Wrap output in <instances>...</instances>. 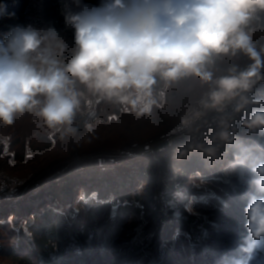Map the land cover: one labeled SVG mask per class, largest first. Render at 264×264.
Masks as SVG:
<instances>
[{
    "label": "clouds",
    "instance_id": "9594fccd",
    "mask_svg": "<svg viewBox=\"0 0 264 264\" xmlns=\"http://www.w3.org/2000/svg\"><path fill=\"white\" fill-rule=\"evenodd\" d=\"M72 4L78 11L65 4L62 12L74 29L67 58L68 44L51 24L16 25L0 39V122L11 125L27 113L49 135L91 142L96 125L85 121L81 133L77 124L78 115L91 112L86 94L151 117L180 82L207 86L198 106L179 118L173 135L188 139L175 145L173 159L179 165L198 152L204 170L219 163L226 182L235 177L247 185L240 194L247 234L217 264H264V94H256L264 82V44L258 47L256 39V26L264 28V0ZM238 54L251 63L220 66ZM204 128L215 129L207 139Z\"/></svg>",
    "mask_w": 264,
    "mask_h": 264
},
{
    "label": "rangeland",
    "instance_id": "374dc122",
    "mask_svg": "<svg viewBox=\"0 0 264 264\" xmlns=\"http://www.w3.org/2000/svg\"><path fill=\"white\" fill-rule=\"evenodd\" d=\"M95 2L97 5L100 0ZM41 5L42 0L32 2L30 16L35 26H42ZM256 27L259 47L264 44V28ZM3 29L0 25V39L6 34ZM73 47L66 51L65 58L72 54ZM249 63L247 56L238 54L235 58H225L220 66L236 64L243 69ZM206 90L207 86L202 88L194 81H182L175 90H169L166 106L155 109L151 117H137L118 105L86 94L91 112L85 109L77 116V124L81 133L85 121L96 125L91 142L77 138L61 140L49 135L39 118L27 113L18 115L11 125L0 122V209L23 202V194L31 188H61L64 178L56 179L66 178L65 174L72 168L94 163V167L85 168L87 173L109 174L107 168L117 167L128 159H139L156 174L164 170L165 177L154 184L135 183L137 190L130 191V199L126 195L116 199L114 195L101 194L98 187L89 190H97L93 199V193L77 188L72 196L76 201L70 207L59 205L66 212L68 223L73 225L74 244L92 249L69 251L76 257L70 264H215L207 260L208 247L216 246L213 247L216 254L210 257L215 256L218 250L236 249L247 234L245 227H238L236 218L231 216L235 213L239 219L245 217V202L240 194L247 185L235 182L234 177L228 183L222 175L176 173L163 161L180 144L177 142L187 140L185 133L176 131L173 135V131L180 116L198 106L200 95ZM256 94H264V82L257 86ZM243 115L236 117L237 125ZM156 151L163 154L149 161L143 159ZM100 186L102 189L103 185ZM98 202L109 207L100 211ZM21 217L9 212L6 215L7 231H0V264H17L3 250L11 246L21 249L17 246L21 240L18 234L28 235L24 241V250L28 252L24 254L36 250L27 242L32 240L29 231L33 219ZM87 251L91 253L88 255Z\"/></svg>",
    "mask_w": 264,
    "mask_h": 264
},
{
    "label": "trees",
    "instance_id": "16d2710c",
    "mask_svg": "<svg viewBox=\"0 0 264 264\" xmlns=\"http://www.w3.org/2000/svg\"><path fill=\"white\" fill-rule=\"evenodd\" d=\"M32 2L33 0H0V13H3L0 15V25L3 26L4 32H9V30L16 25L31 24L32 18L30 13ZM84 2L96 5L95 0H84ZM65 4H68L72 11H78L75 8V5L72 4V0H42L40 23L42 25L51 24L54 26L65 39L68 46L71 47L74 46V29L65 25L64 16L62 14ZM12 13H14V15H10ZM212 129L209 128L203 131L204 133L206 131L204 136L205 139L210 136L209 132L211 133L215 130ZM241 138L246 141H250L248 137ZM184 139H188V137ZM177 143H182V141ZM157 154L162 155L163 153L156 151L155 154H146L143 159H147L146 161H149L148 159H152V157ZM173 156L174 150L168 156H164L165 160H163L168 164V167L172 168V170L174 166H178L182 169V171H187L192 174L193 172L199 170L203 172L204 175H222L219 163L212 171L204 170L203 161L201 160L200 153L198 152L191 154L188 160L180 163L179 165H177V162L174 161ZM144 164L145 163L143 162L140 163L139 159H128L119 163L117 167L107 168L109 174H105L104 172H93L92 174H89L87 173L88 169L85 168L94 167L95 164L92 163L87 166L72 168L65 174L66 178H57L56 180L59 181L64 178L61 181L63 183L61 188L52 189L48 187L38 189V187H34L27 190V192L22 196V199H24L23 202L20 204L15 203L4 205L5 207L0 209V231H7V222L4 220L6 219L8 212L16 218L19 214L24 220L32 218L33 222L29 231V234L32 236V240L29 239L27 242H29V246L32 244L36 250L32 253L29 252L30 254H24L28 252L24 250V241L28 235L26 233H22L21 236L18 234L21 240L20 244L17 245L21 249L16 250V246H11L10 248L3 250V254L13 259V261L17 262V264H70L76 257H72V254L69 251L79 250L82 246L79 247V245L74 244L76 240L74 242L75 237L72 230L73 225L68 223L69 221L66 220V212L60 210L58 208L59 205L61 204L64 207H70L71 202L73 201L72 196H74L73 194L77 188H85L91 194L95 191L97 192V190L91 192L89 190L98 187V191H100L101 194L105 193L114 195L116 199H119L122 195H126L127 198L130 199V191L136 192L137 190L136 188L134 189L135 183L140 185L142 183L154 184L166 175L164 170H160V172L156 174V172H152V170L149 167L144 166ZM173 172L175 171L173 170ZM234 180L239 184H241L240 181L243 182L235 177ZM100 185H103L102 189ZM97 207L98 210L100 209V211H104V209H107L109 205L99 204L98 202ZM229 210L230 208L227 209L226 212ZM234 214L235 213H232L231 216L236 218L238 224L237 226L244 227L246 218L244 217L239 219L238 216H235ZM74 246H77L78 248H75ZM213 247H208L206 255L207 260H210V262L215 264H217V261L222 255L228 252L227 250H231V248L220 251L218 250L217 255L210 257V255L216 254L215 251H217L213 250ZM88 248L89 246L85 245L82 250ZM105 249L108 250L107 248ZM203 250L206 251V248H203ZM195 252L196 250H194V253ZM88 253L91 252L87 251L86 254ZM197 254H199V251ZM83 264L87 263L83 262Z\"/></svg>",
    "mask_w": 264,
    "mask_h": 264
},
{
    "label": "snow or ice",
    "instance_id": "6c2138e0",
    "mask_svg": "<svg viewBox=\"0 0 264 264\" xmlns=\"http://www.w3.org/2000/svg\"><path fill=\"white\" fill-rule=\"evenodd\" d=\"M95 193L92 194V198L95 199ZM84 197H81V199H83Z\"/></svg>",
    "mask_w": 264,
    "mask_h": 264
},
{
    "label": "built area",
    "instance_id": "2783aa9c",
    "mask_svg": "<svg viewBox=\"0 0 264 264\" xmlns=\"http://www.w3.org/2000/svg\"><path fill=\"white\" fill-rule=\"evenodd\" d=\"M206 129V128H205ZM177 134H182V132H178Z\"/></svg>",
    "mask_w": 264,
    "mask_h": 264
}]
</instances>
